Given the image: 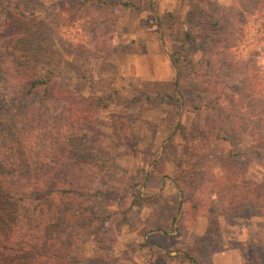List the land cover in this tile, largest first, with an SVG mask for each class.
Returning <instances> with one entry per match:
<instances>
[{
  "label": "rangeland",
  "instance_id": "obj_1",
  "mask_svg": "<svg viewBox=\"0 0 264 264\" xmlns=\"http://www.w3.org/2000/svg\"><path fill=\"white\" fill-rule=\"evenodd\" d=\"M212 3L226 17L230 0L26 3L44 27L37 41L62 47L60 83L32 108L0 109V193L55 186L79 190L84 199L49 195L28 231L19 224L25 216L18 208L13 228L4 223L10 200L0 203V235L13 231L18 242L36 247L0 252V264H37L41 250L51 254L43 264H189L185 253L200 264H252L253 256L264 264V130L253 114L257 104L235 83L224 84L221 94L234 88L239 100L217 103L209 82L185 65L209 56L221 38L201 26L199 47L194 34L183 32ZM12 24L0 9V27ZM262 27L250 25L240 58L264 75ZM182 40L187 45L179 51ZM37 108L53 135L10 142L20 116ZM55 137L65 144L78 139V148L71 147L81 154L80 164H73L70 149L55 145ZM257 142L261 157L254 154ZM80 200L81 212L73 217ZM64 209L70 217L59 215ZM211 209L218 233L199 250ZM41 237L47 241L40 247Z\"/></svg>",
  "mask_w": 264,
  "mask_h": 264
},
{
  "label": "trees",
  "instance_id": "obj_2",
  "mask_svg": "<svg viewBox=\"0 0 264 264\" xmlns=\"http://www.w3.org/2000/svg\"><path fill=\"white\" fill-rule=\"evenodd\" d=\"M33 1L37 0H2L0 6L2 14H8L13 22V26L9 28L0 27V37L4 39V42L0 43V109L9 104H15L24 109L32 108L33 105L35 106L36 99L45 101L48 96L50 97V95H53L56 84L60 83V72L56 70V67L57 53H63L62 47L51 42H45V40L37 41L44 27L39 23L38 19L28 13L26 3ZM92 1H95L99 5L107 6L111 5V1L113 0ZM122 5L125 7L128 6L126 3ZM228 10L229 12L226 17L224 15L221 16L222 14L216 12L212 3L207 15L202 11L198 12L192 26L188 25L190 28H185L183 32L186 33L188 37H190V34H194L195 37L192 40L195 41L199 47L202 45L199 38L201 26L206 25L210 27L211 30L209 32L212 33L213 36L221 37L220 40L215 42V50H208L209 56L201 54L197 63L188 62L185 65L187 66L188 72L192 73L193 76L204 78L209 82L212 86L213 93L217 94L216 102H220L221 105L225 103L230 106L232 99L239 100L238 94H236L234 88L228 90L230 93L228 96L221 94V87L224 84L230 83L240 84V90H243L244 94L248 92L249 103L257 104L253 114L255 118H257V124L264 130V75L258 71L254 65L250 68L247 64V60L240 58L243 39L250 25L261 24L263 26L261 30L264 33V0H230ZM170 16L171 15H168V17ZM220 21L222 22V26H220L221 28L219 30H216L215 27L219 26ZM40 24L41 26H39ZM179 45V51H182V48L184 49L187 44L182 40L179 42ZM169 57L173 64L178 61V58H175L174 54H170ZM216 67H219L222 72L216 71ZM199 69L203 71V74L199 72ZM172 85L174 87V83ZM173 91L176 92L175 88ZM166 97H168V95ZM244 99L245 98H243V101ZM214 107L217 108L218 114L220 115L221 109L216 105H214ZM239 111L243 112L244 109L242 110L241 108ZM45 123L46 115L43 114L41 109L37 108L36 111L23 114L20 116L19 123H15L13 126V139L10 137L8 140L11 142L12 140L15 141L19 139L21 144L28 143L30 136H33L38 141L45 139V137H49L47 134L52 133L53 135V132L49 131V126L46 127ZM56 138L57 137L53 140L55 145L58 148L63 147L70 149L72 152L73 164H80L81 154L72 150L71 147L75 146L78 148V139L71 141L65 139V141L69 143L65 144L61 141L62 138ZM260 144V142L255 144L256 148L254 149V154L256 157H261L262 155V148L259 147ZM86 159L91 160L90 157H85L81 162H85ZM98 169L105 170L101 166H98ZM222 181L221 179V182ZM172 183L177 191H180V185L177 182ZM12 191L13 190H11L8 195L0 193V203L6 202L7 199L10 200L6 202L10 206V211L5 212L3 221L4 223H8L12 229L13 226L11 224L18 218V216L14 215L18 208L21 210L20 215L25 216V220H23V222L21 221L19 224L25 225L26 231L29 230L27 225H32V223L28 221L34 219L39 221L40 217H42V209L48 197L53 196L59 199L70 196L76 198L78 196L79 198L84 197L79 190L75 189L71 192L66 188H55V186L20 190V192ZM262 197H264L263 194ZM137 200H141V198L137 197ZM56 203L57 207H61L60 200ZM224 203L225 201L219 199L218 205L223 206L225 205ZM83 204L84 203L80 200V202H77L75 206H73V217H76L75 215H78L79 211L81 212V206ZM181 208L182 204L179 203L177 205V210ZM59 213L60 216L62 215L64 217L65 215L66 217H70L71 212L70 210L64 209L63 211H59ZM216 218L217 212L211 209L204 229V235L199 242V250L204 246V239L208 240L210 237L217 235L218 228ZM31 236L32 234L27 236L29 241L35 239L30 238ZM42 239L41 237L37 243L40 247L42 245L44 246V243L47 241L45 240L42 242ZM262 241L264 242V240ZM29 244L31 245L30 242ZM29 244L18 242L13 235V231L0 235V252L3 253L7 251L11 253H31L36 247L34 246L35 244L32 246H29ZM261 246L264 247V243ZM198 251L196 255L199 256ZM262 251L264 252V249ZM39 254L37 264H43V260H45L48 255H51L42 250L39 251ZM182 256L186 258L189 264H200L195 257H191L189 254L185 253L182 254ZM253 259L252 264H260V258L258 260L253 256Z\"/></svg>",
  "mask_w": 264,
  "mask_h": 264
}]
</instances>
